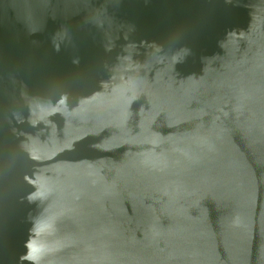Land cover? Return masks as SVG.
Returning <instances> with one entry per match:
<instances>
[{
	"label": "water",
	"instance_id": "water-1",
	"mask_svg": "<svg viewBox=\"0 0 264 264\" xmlns=\"http://www.w3.org/2000/svg\"><path fill=\"white\" fill-rule=\"evenodd\" d=\"M0 264H264V0H0Z\"/></svg>",
	"mask_w": 264,
	"mask_h": 264
},
{
	"label": "snow or ice",
	"instance_id": "snow-or-ice-1",
	"mask_svg": "<svg viewBox=\"0 0 264 264\" xmlns=\"http://www.w3.org/2000/svg\"><path fill=\"white\" fill-rule=\"evenodd\" d=\"M43 225L40 226V229L43 230ZM32 253L35 254L37 252H39V249H37L34 245H32L31 247Z\"/></svg>",
	"mask_w": 264,
	"mask_h": 264
}]
</instances>
